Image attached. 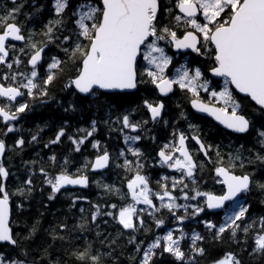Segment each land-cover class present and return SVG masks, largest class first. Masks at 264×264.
Instances as JSON below:
<instances>
[{"label":"snow or ice","instance_id":"1","mask_svg":"<svg viewBox=\"0 0 264 264\" xmlns=\"http://www.w3.org/2000/svg\"><path fill=\"white\" fill-rule=\"evenodd\" d=\"M26 3L11 0L0 6V264H62L52 257V244L33 247L39 221L25 235L15 230L19 225L13 210L23 209L37 174L50 189V201L69 186L87 189L90 183L109 198L88 201V215L79 208L80 221L73 229L87 233L93 225L98 229V220L107 225L104 218H110L119 226L116 235L95 230L97 238L104 237L101 248L85 239L70 251L74 264H118L113 246L123 236L133 246L129 264H165L166 259L168 264H200L207 254L205 236L186 232V221L202 224L215 242L243 244L250 257L264 259V211L254 214L248 203L253 192L264 197V0H49L47 15L43 4L24 12ZM37 20L39 31L28 28ZM50 46L58 49L56 55H49ZM181 53L195 54L200 63L192 65L185 58L174 64ZM212 78L223 81L219 90ZM59 81H64L61 91L73 97L65 112L94 105L105 110L106 118L92 119L74 132L65 120L43 147L60 145L63 138L72 152L82 154L90 143L92 158L84 157L75 171L67 156L61 162L55 153L46 160H29L25 178L10 185V177L19 180L11 171L12 156L26 144L39 143L44 131L37 127L26 141L16 125L35 102L54 98L51 92ZM176 90L191 108L239 134L237 142L244 143L223 152L201 138L197 125L189 122V133L173 125L169 141L159 145L154 163L148 164L141 142H156L149 124L169 127L164 98ZM180 119L188 121V116L181 111ZM98 123L122 137L125 147L115 156L94 138ZM253 133L255 143L249 148ZM146 164L168 174L158 175L153 186ZM207 165L212 166L211 179L221 186L219 194L202 190ZM113 168L124 173L120 186L90 179V174ZM81 199L87 198L77 196L72 205ZM218 209L224 210L221 221L211 218ZM68 228L61 222L50 229L53 243L70 242V235H61ZM141 233L144 239L138 240ZM211 264L243 261L240 252L225 250Z\"/></svg>","mask_w":264,"mask_h":264},{"label":"trees","instance_id":"2","mask_svg":"<svg viewBox=\"0 0 264 264\" xmlns=\"http://www.w3.org/2000/svg\"><path fill=\"white\" fill-rule=\"evenodd\" d=\"M48 2L49 0H27L24 12H30L33 10V6H40L43 4L45 5V14L47 15ZM10 3L11 0H0V6H7L10 5ZM21 19L23 20V16ZM41 19H43V17H41ZM32 27H35L36 30L39 31V20H37L35 24H28V28ZM50 47L51 52L49 55H56L58 53V49H56L55 46ZM60 55H62V53H60ZM198 61L199 60L196 59L194 61V65L199 64ZM63 82L64 81L57 82L52 89L51 96L54 97L53 99L48 100L46 104H41L39 101L35 102L32 111L22 114L24 118L16 125L21 130L19 135H23L26 141L30 140V134L35 132L37 127L43 128L44 131L40 133L39 143L32 145L26 144L23 152L14 154L12 156L13 167L11 171L16 174V177H19V180H17L15 177H10V185L19 184L25 178L29 172V168L25 167V162L29 160L39 159L40 157H43L46 160L48 156L55 153L57 155L58 161L61 162L62 159L67 156L70 161H72L70 170L75 171V167L79 163L83 162L84 157H88L89 159L92 158L94 150L91 148L90 143H86V145L82 148V154L72 152L70 142L64 140L63 138V143L60 145H53L51 146V149L43 147L44 143H46L50 138L54 137L56 130L65 120L71 126V131L74 132L76 127L87 128L92 119L100 121L106 118L105 110L97 109L94 105H89L81 112H65L64 107L67 106L68 102L71 101L73 97L68 95L67 92L61 91V85ZM181 100L184 103L183 106L178 107L177 104H174L176 107L175 109H177L174 116H180L181 111L184 112V110L189 109L188 100L186 98H182ZM134 106L135 103H133V107ZM170 106L173 107L172 104ZM141 115L142 114H138L135 118L140 119ZM143 118L147 117L143 116ZM97 126L99 130L95 134L94 138L99 139L102 145H107L108 150L113 154V156H115L118 149L125 147L122 137L117 132H110L108 127H106L103 123H98ZM160 133L158 138L161 136ZM11 135L12 134H10V136ZM150 135H155L157 139L158 132L151 131ZM227 139H229V137ZM229 142H231V140H229ZM8 143L11 144V140H9ZM240 143H244V141L241 140L237 142L236 148L239 147ZM254 143L255 134L253 133L252 137H249L247 147L251 148ZM212 144L215 145V143ZM222 144L223 145L221 146L223 147H221V149L223 152H227V149L230 150L232 148L231 143L226 144L223 142ZM141 146L146 153L148 164L154 163L152 157L154 156L153 153L158 147V144L156 142L152 143L151 141H143ZM49 171H51V169ZM145 173L152 178L154 186L155 179L158 178L159 171L156 168H150L146 164ZM123 175L124 173L121 169L113 168L110 171L104 172L102 175L90 174V179L101 180L103 183L120 186ZM201 183H203V181ZM33 184L34 190L31 197L27 200H24L23 209L17 210L14 208L13 210L14 219L19 225V227L15 230L20 232L21 235H25L30 226L39 221V231L34 238L33 247L40 244H52L50 252L54 259L60 258L62 264H74V260L70 258V251L72 248L82 246L85 239L89 241H95V247L101 248L100 240L104 237L97 238L95 235V230L105 233L106 235H116L119 226L112 222L110 218H104L109 220L107 225L98 220V229L95 225H93L92 228L94 230L87 233L81 234L77 230L73 229V225L78 224L80 221L81 213L79 212V208H85L84 215H88V209L90 208L88 201H92L93 203H103L104 200L109 199L103 190L97 188L94 183H90L89 188L83 190H63L61 193L57 194L56 199L51 201L48 200L50 189L47 185L42 183V177L39 176V174L33 178ZM202 190L220 192V188L216 186L209 187L204 183ZM77 196L86 197L87 199L77 200L76 205L73 206L71 201ZM262 199H264V197H262L258 192H253L250 196H248V203L252 205V208L250 209L252 213L256 214L264 211V204H261L260 202ZM111 201L116 202V197H111ZM223 216V213H219L218 215L211 216V218L215 221H221ZM61 222L67 223L69 226L68 230L62 232L61 235H70L71 241L57 240L53 243L52 237L49 234V230L56 227V225ZM150 225L151 221L146 220V226ZM185 225V231L189 232V234H191V230H195L196 232H199L201 235L205 236L203 246L205 247L207 254L205 257L200 258V264H211L212 260L220 256L225 250L240 252L243 264H264V259L250 257L248 251H243L245 247L243 244L237 245L236 243L227 239L221 244L215 242L212 237L209 236L202 224H198L194 221H186ZM153 232L160 233L161 230L153 228ZM148 238H151V234H149ZM137 239H144L143 234H137ZM113 247L115 248V252L112 253V256L117 259L118 264H129L128 256L132 253L133 246L127 244V236L121 237L117 241V244ZM102 250L107 251V249ZM108 264H112L111 260H109ZM165 264H168L167 259L165 260Z\"/></svg>","mask_w":264,"mask_h":264},{"label":"flooded vegetation","instance_id":"3","mask_svg":"<svg viewBox=\"0 0 264 264\" xmlns=\"http://www.w3.org/2000/svg\"><path fill=\"white\" fill-rule=\"evenodd\" d=\"M169 54H172V53L169 52ZM177 56H179L180 58L174 60V64L176 63V61H179V63H180L181 60L187 58L189 61L192 62V65H194V63H195L194 61L196 59H198L195 57L194 54H178ZM198 62L200 63V60ZM170 71H171V69H170ZM213 82L215 85L217 81L213 80ZM220 86H221V82H219V86L217 87V89ZM206 95L207 94L202 93V96H206ZM182 98H185V96L179 90H176L174 95H170L169 97L164 98L165 105H166V112H165L164 118L169 120V127L165 128L163 125H159V124L158 125H152V124L148 125V127L152 129V132L153 131L158 132L157 139H156V143L158 144V147H159V145L169 141L170 133L172 131L173 125L179 129L185 131L186 133H189L188 123L190 122V123L197 125L199 127V129H200L199 134L201 135V138L206 141V143H211V144L215 143V145H220V146L223 145L222 144L223 142L226 144L231 143L232 148H236V144H237V140H236L237 135L236 134H233V133H230V132L223 130L221 127L216 125L212 120H210L208 118L197 116L192 111L189 102H188L189 109L184 110V112H186L185 114L188 116V121H184V120L180 119V116H174V114L176 113V110H177V109H175L176 107L174 106V104H177L178 106H183L184 103L181 100ZM171 104L173 105V107L170 106ZM159 133L161 136L158 138ZM153 136H155V135H153ZM228 137H229V139H227ZM221 140H222V142H221ZM229 140H231V142H229ZM142 143H143V141L141 142V145H142ZM188 146L193 151H195V149L197 147L195 145V143L191 140H189ZM221 147H223V146H221ZM156 149L153 153L154 156H155V152L158 150V149L157 150ZM227 151H229V149H227ZM211 167H212L211 165H207V167L203 173L204 180H207V183H208V184H206V186H209V187L216 186V187L221 189V186L215 184L214 181L211 179V175H212ZM156 169L159 171V175L168 174V170H166V169H160L158 167ZM207 172H210V173H207ZM201 185L203 186V183H201ZM215 193L219 194V192H215ZM227 207H228V205H227ZM221 213L224 214V211H222ZM172 226L176 227V225H174V224ZM161 232H162V230H161Z\"/></svg>","mask_w":264,"mask_h":264},{"label":"water","instance_id":"4","mask_svg":"<svg viewBox=\"0 0 264 264\" xmlns=\"http://www.w3.org/2000/svg\"><path fill=\"white\" fill-rule=\"evenodd\" d=\"M181 54H184V53H181ZM194 55H195V54H194ZM212 79H213V80H216V81H221L220 78H212ZM170 95H172V94H170ZM190 107H191V105H190ZM191 109H192V111H193L197 116L208 118V119L212 120L216 125H218L219 127H221L223 130H225V131H227V132H230V130L225 129V128L223 127V125H220L217 121H215L212 117L208 116L207 114H205V113H199V112H197V111H196L195 109H193V108H191ZM230 133H231V132H230ZM233 134H234V133H233ZM236 135H239V134H236ZM105 172H106V171H105ZM78 189L83 190V189L79 188V186H76V187L69 186L67 190L72 191V190H78ZM62 191H63V190H62ZM229 203H230V202H226L225 207H227V205H228ZM214 211H215L216 213H220V212H222V211H224V210H223V209H218V210H214Z\"/></svg>","mask_w":264,"mask_h":264},{"label":"rangeland","instance_id":"5","mask_svg":"<svg viewBox=\"0 0 264 264\" xmlns=\"http://www.w3.org/2000/svg\"><path fill=\"white\" fill-rule=\"evenodd\" d=\"M180 57L179 56H176V58H175V60L176 59H179ZM188 60V59H187ZM189 61V60H188ZM185 62V59H183V60H181L180 61V63H184ZM178 66V65H177ZM219 82H221V86L220 87H222L223 86V81L221 80V81H219ZM217 90H219V88L217 89ZM142 207V206H141ZM159 234H163V231L162 232H160Z\"/></svg>","mask_w":264,"mask_h":264}]
</instances>
